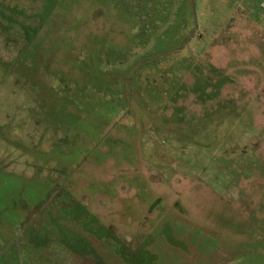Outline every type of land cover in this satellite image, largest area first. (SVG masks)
Masks as SVG:
<instances>
[{"label": "rangeland", "instance_id": "374dc122", "mask_svg": "<svg viewBox=\"0 0 264 264\" xmlns=\"http://www.w3.org/2000/svg\"><path fill=\"white\" fill-rule=\"evenodd\" d=\"M264 0H0V264H264Z\"/></svg>", "mask_w": 264, "mask_h": 264}, {"label": "built area", "instance_id": "2783aa9c", "mask_svg": "<svg viewBox=\"0 0 264 264\" xmlns=\"http://www.w3.org/2000/svg\"><path fill=\"white\" fill-rule=\"evenodd\" d=\"M261 7L264 9V1L261 3Z\"/></svg>", "mask_w": 264, "mask_h": 264}]
</instances>
